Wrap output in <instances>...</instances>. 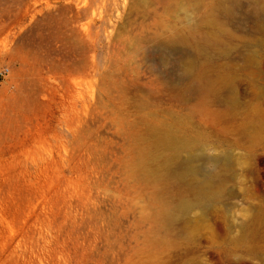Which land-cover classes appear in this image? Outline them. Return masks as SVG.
<instances>
[{
	"label": "rangeland",
	"instance_id": "rangeland-1",
	"mask_svg": "<svg viewBox=\"0 0 264 264\" xmlns=\"http://www.w3.org/2000/svg\"><path fill=\"white\" fill-rule=\"evenodd\" d=\"M168 1L0 0V264H264V11L201 52L164 39L214 0ZM153 129L181 182L137 163Z\"/></svg>",
	"mask_w": 264,
	"mask_h": 264
},
{
	"label": "bare ground",
	"instance_id": "bare-ground-1",
	"mask_svg": "<svg viewBox=\"0 0 264 264\" xmlns=\"http://www.w3.org/2000/svg\"><path fill=\"white\" fill-rule=\"evenodd\" d=\"M171 1H173L172 2L173 4L171 6L173 8H175L174 10L172 9L173 12L175 10L177 11L178 4H179L178 0H170V2L168 1V3H167L168 7H169V4L171 3ZM193 1H195V0H193ZM227 1H231V0H214L215 6H213V8L210 11H208V13H202L201 8L199 6H196L191 11V14H190V18L192 19V21H194L193 26L190 27L186 32H185L184 28L177 29V28L173 27V28H171L169 30L168 35L165 36L164 40H166L167 44H169V45H171L173 47L174 46H180V47L181 46H189V47L193 48L194 50L201 51V52H205L208 49H214V50H219V51L222 50L224 48V45L226 44V42H224L218 36V34L219 33L223 34L224 30L222 29L221 24H220L218 18L216 17V13L215 12L216 11H220L223 15L229 14L230 13V8L225 5ZM251 1L252 2H258V0H251ZM150 2L153 3L154 1H150ZM259 2H260L259 8L262 11H264V0H259ZM221 5H222V8L220 7ZM163 8H164V6H163ZM158 9H160V8L158 7ZM165 9L167 11V8H164V10ZM164 10H163V12H164ZM170 12H172V11L170 10ZM149 13H151V12H149ZM167 13H168V11H167ZM204 14H207V15H204ZM130 15H128L129 19L131 18ZM139 22H142V21H139ZM201 23H203L206 26L207 31L209 30V32L204 31L203 33H201L199 35V34H196V32H197L196 28ZM135 24H136V22H135ZM83 28H86V26L83 27ZM138 32L139 31L137 29V35H138ZM145 32L147 33V31H145ZM151 32H152V29H151ZM149 33H150V30H149ZM142 35H140V36H142ZM146 35H148V34H146ZM132 37L134 38V36H132ZM91 67H93V66H91ZM197 80H198V78H197ZM196 85H197V83H196ZM226 85H227L226 79H224L223 77H220V76H218V77L216 76V77H214L213 79H211L209 81L208 80L206 82L204 81L203 84H202V82H200L196 86V91L199 92V94H203V95L209 94L211 96H214V95L217 94V92H218V90L220 88H222L223 86L225 87ZM152 136H153V141H152V143H150L149 150H145L144 152H140V154L136 158L137 159V163H142L144 161V159H145V161H147V160L148 161H150V160H159L161 162V168L160 169L163 172L162 175L164 176V179L174 178L175 181L181 182V180H183V179H181L179 177H176L173 174V173H175L173 171V167H174V165H173V155L175 153H172L173 152L172 151V152H170L171 154H168V153H166V151L168 149H172V150L176 151V150H179L181 148L186 147L187 146L186 140H184L181 137H178L177 135L167 134V133H164L163 131H158V130H155V129H153V131H152ZM154 137H155V139H154ZM179 179H181V180H179ZM186 183L187 182H185L183 184H186ZM178 193H180V192H178ZM197 193H198L197 195L202 194V192L200 190H198ZM176 209H175V206L163 208L158 213V217L161 219V221L163 223L171 224L173 222L174 218H175Z\"/></svg>",
	"mask_w": 264,
	"mask_h": 264
},
{
	"label": "built area",
	"instance_id": "built-area-1",
	"mask_svg": "<svg viewBox=\"0 0 264 264\" xmlns=\"http://www.w3.org/2000/svg\"><path fill=\"white\" fill-rule=\"evenodd\" d=\"M9 70L8 68L4 67L0 70V80L3 79L5 76H7Z\"/></svg>",
	"mask_w": 264,
	"mask_h": 264
}]
</instances>
